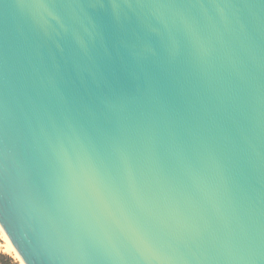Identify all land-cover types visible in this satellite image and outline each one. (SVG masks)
Instances as JSON below:
<instances>
[{
  "label": "snow or ice",
  "instance_id": "snow-or-ice-1",
  "mask_svg": "<svg viewBox=\"0 0 264 264\" xmlns=\"http://www.w3.org/2000/svg\"><path fill=\"white\" fill-rule=\"evenodd\" d=\"M226 2L242 18V31L247 33L254 26L264 37V0ZM194 6L192 0H12L8 5L19 16L28 9L40 10L39 15L27 16V27L25 23L13 27L0 22V239L6 240L13 252L3 220L4 215L11 218L18 214L9 170L16 149L8 142L6 93L21 46L33 37L51 45L54 55L47 61L48 72L42 80V87L51 95V105L45 107L48 127L41 130L44 147L36 139L26 146L23 159L17 160L23 173V207L74 237H86L93 245L100 242L93 228L99 229L106 241L115 236L147 264H168L162 259L163 245L178 231L191 228L199 234L178 200V196L192 200L196 194L207 199L200 172L185 144L172 133V147L165 154L156 147L155 138L149 137L144 150L148 168L141 173L130 125L132 109L146 105L174 112L180 121L190 112L182 75L176 71L182 56L179 47L166 49V60L149 68L147 65L157 59L159 51L150 40L136 44L129 38L133 24H143L137 9L167 7L183 12ZM105 11L120 33L119 47L137 80L132 93L115 89L106 71L114 59V48L108 43L106 25L97 16ZM75 14L88 16L95 48L77 40L64 26L65 16ZM53 22L62 30L57 31ZM189 35L197 55L210 54L195 40L190 26ZM66 39L74 49L71 55H65ZM61 55H65L63 63L55 59ZM261 68L264 70V64ZM66 69L76 78L79 89L71 87ZM33 70L38 72L40 68L34 66ZM209 159L224 175L226 161L214 151L209 152ZM240 174L242 179L251 175L243 162ZM258 183L259 200L264 205V172ZM260 213L264 215V207ZM28 255L26 252L24 259L17 255L19 264H25ZM258 264H264V258H258Z\"/></svg>",
  "mask_w": 264,
  "mask_h": 264
},
{
  "label": "water",
  "instance_id": "water-1",
  "mask_svg": "<svg viewBox=\"0 0 264 264\" xmlns=\"http://www.w3.org/2000/svg\"><path fill=\"white\" fill-rule=\"evenodd\" d=\"M10 3L12 0L0 4V22L13 27L25 23L27 27V16L39 15L40 10L28 9L19 16L8 7ZM192 3L195 6L183 12L167 7L137 9L143 24L134 23L129 38L136 44L150 40L157 48L159 56L149 62V68L166 60V49L179 47L182 56L176 71L182 75L190 112L180 121L174 112L152 105L133 108L130 125L137 147L136 164L141 173L147 171L144 150L149 137H154L156 147L167 154L175 133L200 172L207 199L200 194L192 200L178 196L182 210L199 234L189 228L167 239L162 259L168 264H258V258H264V215L260 213L264 205L259 200L258 183L264 172V37L254 26L247 33L242 31V18L226 0ZM97 16L106 25L108 43L114 48V59L106 67L113 87L132 93L137 80L119 47L120 33L106 11ZM63 24L77 40L95 48L88 16L66 15ZM53 26L62 30L55 22ZM189 26L195 40L210 50L209 55L196 54ZM73 52L66 39L65 55ZM53 55L51 45L41 44L33 37L21 46L10 77L6 93L8 142L15 146L16 158L9 161V170L18 214L11 218L4 215V232L20 259L26 252L29 254L25 264H147L130 245L115 236L106 241L102 232L93 228L100 241L93 245L86 237H74L70 231L49 225L23 207V173L17 160L23 159L26 146L36 139L44 147L41 130L48 127L45 107L51 105V95L42 87V80ZM65 55L55 59L63 63ZM34 66L40 71H34ZM66 72L71 87L79 89L70 70ZM210 151L226 161L224 175L209 159ZM240 162L251 170L247 179L241 178ZM183 179L191 190L187 176Z\"/></svg>",
  "mask_w": 264,
  "mask_h": 264
},
{
  "label": "trees",
  "instance_id": "trees-1",
  "mask_svg": "<svg viewBox=\"0 0 264 264\" xmlns=\"http://www.w3.org/2000/svg\"><path fill=\"white\" fill-rule=\"evenodd\" d=\"M0 264H18V262L12 255L0 251Z\"/></svg>",
  "mask_w": 264,
  "mask_h": 264
},
{
  "label": "rangeland",
  "instance_id": "rangeland-1",
  "mask_svg": "<svg viewBox=\"0 0 264 264\" xmlns=\"http://www.w3.org/2000/svg\"><path fill=\"white\" fill-rule=\"evenodd\" d=\"M4 244L5 241L3 239H0V251L12 255L19 264V260L17 259V253L13 252L12 250H5Z\"/></svg>",
  "mask_w": 264,
  "mask_h": 264
},
{
  "label": "clouds",
  "instance_id": "clouds-1",
  "mask_svg": "<svg viewBox=\"0 0 264 264\" xmlns=\"http://www.w3.org/2000/svg\"><path fill=\"white\" fill-rule=\"evenodd\" d=\"M5 250H9L10 249V245H8L7 241L5 240V244H4Z\"/></svg>",
  "mask_w": 264,
  "mask_h": 264
},
{
  "label": "bare ground",
  "instance_id": "bare-ground-1",
  "mask_svg": "<svg viewBox=\"0 0 264 264\" xmlns=\"http://www.w3.org/2000/svg\"><path fill=\"white\" fill-rule=\"evenodd\" d=\"M6 234V233H5ZM12 248H14V246L12 245ZM15 249V248H14ZM9 250H11V249H9ZM15 252L17 253V251L15 250ZM17 255H18V253H17Z\"/></svg>",
  "mask_w": 264,
  "mask_h": 264
}]
</instances>
